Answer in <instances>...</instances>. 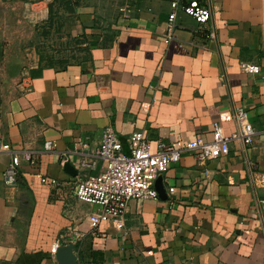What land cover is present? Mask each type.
I'll list each match as a JSON object with an SVG mask.
<instances>
[{
  "label": "crops",
  "instance_id": "crops-1",
  "mask_svg": "<svg viewBox=\"0 0 264 264\" xmlns=\"http://www.w3.org/2000/svg\"><path fill=\"white\" fill-rule=\"evenodd\" d=\"M204 1L212 17L178 12L164 42L169 0H133L128 16L125 0H0V47L26 25L41 31L51 6L48 35L71 48L15 63L0 49V137L33 159L20 158L9 188L11 153L0 150V264H60L56 243L74 245L76 264H264V0ZM244 60L260 72L241 70ZM234 107L256 131L250 144L231 141L204 163L183 153L161 175L163 195L130 200L121 226H90L100 207L72 188L97 171L100 161L87 169L80 159L94 156L104 127L124 153L138 129L156 150L208 139L214 123L230 134Z\"/></svg>",
  "mask_w": 264,
  "mask_h": 264
},
{
  "label": "built area",
  "instance_id": "built-area-1",
  "mask_svg": "<svg viewBox=\"0 0 264 264\" xmlns=\"http://www.w3.org/2000/svg\"><path fill=\"white\" fill-rule=\"evenodd\" d=\"M124 16L132 11L133 0H125ZM170 11L164 23V42H168L174 34L177 13L181 12L192 17L197 23L203 24L212 17L211 4L204 0H169ZM213 37L214 33L211 32ZM240 69L250 74L260 72V65L251 61H240ZM232 118L236 122V129L225 134L219 123L211 127L208 139L196 136L182 144H160L156 150L151 149L150 142L142 130L133 131L129 136V152L124 153L121 141L115 130L106 126L101 130L99 143L94 156L87 160L80 159V167L96 169L97 171L85 177L76 179L73 195L85 202L99 205L100 209L91 217L89 224L98 227L101 222L108 221L121 226L122 218L128 202L132 199L146 200L158 198L155 180L168 168L169 164L180 159L183 153L192 154L196 161L204 163L226 154L230 149V142L237 140L243 147L250 144L255 136V129L245 117L241 107H234ZM53 147L51 140L43 143L44 150ZM0 150L9 151L11 157L6 164L2 178L5 184L12 188L16 184L20 158L33 162L28 151L20 155L9 142L0 137ZM42 182L56 184L57 179L41 176ZM169 187V191H173ZM258 211L264 210V198L256 200ZM58 246V243L55 245Z\"/></svg>",
  "mask_w": 264,
  "mask_h": 264
},
{
  "label": "rangeland",
  "instance_id": "rangeland-1",
  "mask_svg": "<svg viewBox=\"0 0 264 264\" xmlns=\"http://www.w3.org/2000/svg\"><path fill=\"white\" fill-rule=\"evenodd\" d=\"M0 49L3 50V56L7 57L9 62L14 63L16 60L20 61L22 59V54L26 58L30 50L43 57L58 55V57L65 59V55H71L68 51L71 48L68 47L64 40H59L54 35H44L37 28L34 29L27 25L24 33L10 34L5 45L0 47Z\"/></svg>",
  "mask_w": 264,
  "mask_h": 264
},
{
  "label": "water",
  "instance_id": "water-1",
  "mask_svg": "<svg viewBox=\"0 0 264 264\" xmlns=\"http://www.w3.org/2000/svg\"><path fill=\"white\" fill-rule=\"evenodd\" d=\"M65 168L67 171H72V165L69 163L65 164ZM155 188L158 192V195L164 194V187L162 184L161 176L157 177L155 180ZM55 256L57 261L60 264H76V255L74 253V245L71 243L59 245L55 248Z\"/></svg>",
  "mask_w": 264,
  "mask_h": 264
},
{
  "label": "trees",
  "instance_id": "trees-1",
  "mask_svg": "<svg viewBox=\"0 0 264 264\" xmlns=\"http://www.w3.org/2000/svg\"><path fill=\"white\" fill-rule=\"evenodd\" d=\"M49 12H50V17L48 18V20L44 23V26H42V30H41V32L44 34V35H47L48 33H49V29H50V27H51V25H52V9H51V6H50V10H49Z\"/></svg>",
  "mask_w": 264,
  "mask_h": 264
}]
</instances>
